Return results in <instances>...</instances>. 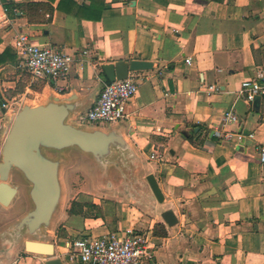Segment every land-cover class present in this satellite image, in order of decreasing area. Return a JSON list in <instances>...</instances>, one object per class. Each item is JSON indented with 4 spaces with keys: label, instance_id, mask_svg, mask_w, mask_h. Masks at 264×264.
Instances as JSON below:
<instances>
[{
    "label": "crops",
    "instance_id": "1",
    "mask_svg": "<svg viewBox=\"0 0 264 264\" xmlns=\"http://www.w3.org/2000/svg\"><path fill=\"white\" fill-rule=\"evenodd\" d=\"M32 2L46 4L49 13L30 22L6 12ZM23 35L74 56L68 78L33 80ZM132 60L153 68L130 72L138 92L116 125L150 165L165 196L162 207L178 223L169 227L161 212L118 199L114 228L96 211L62 220L55 258L79 264L69 259L76 239L136 231L154 248V258L142 264H264V96L241 95L264 68V0H0V129L26 101L51 89L81 96L97 90L96 102L107 83L103 64ZM209 86L219 90L210 93ZM227 111L238 121L224 126ZM217 130L253 137L226 140L213 136ZM157 225L166 236L154 233ZM49 259L22 247L12 264Z\"/></svg>",
    "mask_w": 264,
    "mask_h": 264
},
{
    "label": "water",
    "instance_id": "2",
    "mask_svg": "<svg viewBox=\"0 0 264 264\" xmlns=\"http://www.w3.org/2000/svg\"><path fill=\"white\" fill-rule=\"evenodd\" d=\"M152 68L153 64L144 60L102 66L109 82ZM97 92L81 96L77 91L59 94L51 89L39 101H26L20 108L0 154V207L8 208L22 194L23 185L29 210L0 224V264H12L22 247L28 253L51 258L45 264H64L55 258V246L48 237L64 211V175L77 165L71 161L75 150L92 157L101 169L96 176L99 190L126 195L141 206L161 212L169 227L178 223L173 210L163 209L161 186L122 126L78 123V117L95 102Z\"/></svg>",
    "mask_w": 264,
    "mask_h": 264
},
{
    "label": "built area",
    "instance_id": "3",
    "mask_svg": "<svg viewBox=\"0 0 264 264\" xmlns=\"http://www.w3.org/2000/svg\"><path fill=\"white\" fill-rule=\"evenodd\" d=\"M6 12H9L8 8ZM19 40L25 45V67L33 80L57 82L68 78L75 61L74 56L51 46L33 45L29 42L27 35L21 36ZM84 54L88 55V52ZM186 61L189 65L192 63L191 58ZM208 90L211 93L218 91L219 88L209 86ZM137 92L138 84L131 77L105 83L98 100L87 112L78 117V123L101 126L106 123L121 122L126 117L129 102ZM241 95L249 101L255 100L258 96H264V68H259L255 77L244 85ZM237 121L238 117L233 111H227L224 114V126ZM213 136H223L226 140L235 138L239 141H243L246 137H253L252 134L247 136L243 133L223 134L220 130L215 131ZM1 144L0 129V147ZM261 161L264 163V146L261 149ZM68 247L70 248L69 259L79 264H142L154 258V248L150 246L148 238L142 232L136 231L86 236L76 239Z\"/></svg>",
    "mask_w": 264,
    "mask_h": 264
},
{
    "label": "rangeland",
    "instance_id": "4",
    "mask_svg": "<svg viewBox=\"0 0 264 264\" xmlns=\"http://www.w3.org/2000/svg\"><path fill=\"white\" fill-rule=\"evenodd\" d=\"M116 124L117 123H106L101 125L100 127L112 128ZM1 125H2L1 128L2 144L0 147V154L4 142L13 125V122L8 123L5 120H3ZM88 126L98 127V125H88ZM71 161L73 163H76L77 165L65 171L64 180L66 184V201L64 203L63 214L56 221L52 233L48 237L49 241L52 244H54L57 241L56 235H58V233L60 232V228L63 224L61 222H63L62 220H64L67 216H69L70 214L69 210L72 207L73 203L75 202L94 203V204H96L95 202H98V204H101L102 213L103 215L107 216L106 222L109 223L111 228H114V212H116V206H114V204L116 205L115 200L119 199V200H124L125 202H130V205L134 207H139V206L144 207L139 205L135 201L131 200L126 195H122L118 193L111 194L105 192L104 190H99L96 186V176L101 174L102 171L95 163V161L92 159V157H89L83 154L82 152L75 150L72 152ZM12 181L13 183H17V180L15 178H13ZM24 191L25 188L22 185V194L18 196L8 208L2 209L0 215V218H2V220L0 221V224L11 221L14 218H16L18 215H22L29 210V203L28 201L24 200ZM90 212L91 211L87 210L86 213L89 215ZM83 216L84 214L82 215V217ZM83 218L86 219V216H84Z\"/></svg>",
    "mask_w": 264,
    "mask_h": 264
},
{
    "label": "trees",
    "instance_id": "5",
    "mask_svg": "<svg viewBox=\"0 0 264 264\" xmlns=\"http://www.w3.org/2000/svg\"><path fill=\"white\" fill-rule=\"evenodd\" d=\"M61 5V4H60ZM59 5V6H60ZM9 9V12L18 15L21 13L22 15L26 16L30 22H33L37 20L38 15H40L42 12H48L49 8L46 4L44 3H23V4H17V5H10L7 7ZM15 10L17 11L15 13ZM49 13V12H48ZM104 78L109 83V81L106 79L105 74L103 72ZM42 90V88H41ZM187 139H190L188 135H185ZM86 210L89 211H96L98 217H102V208L100 205L94 204V203H80V202H75L73 203L72 207L70 208L69 212L72 215H83ZM160 228H162L160 230ZM155 234H160L162 236H166L167 232L165 229V226L163 225H157L155 227Z\"/></svg>",
    "mask_w": 264,
    "mask_h": 264
}]
</instances>
